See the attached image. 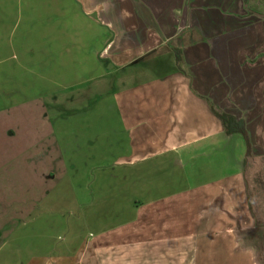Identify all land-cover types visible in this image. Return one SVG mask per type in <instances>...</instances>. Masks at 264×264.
<instances>
[{
	"label": "crops",
	"instance_id": "crops-1",
	"mask_svg": "<svg viewBox=\"0 0 264 264\" xmlns=\"http://www.w3.org/2000/svg\"><path fill=\"white\" fill-rule=\"evenodd\" d=\"M22 2L0 16V168L23 217L0 264H264L246 141L264 153V0Z\"/></svg>",
	"mask_w": 264,
	"mask_h": 264
},
{
	"label": "rangeland",
	"instance_id": "rangeland-1",
	"mask_svg": "<svg viewBox=\"0 0 264 264\" xmlns=\"http://www.w3.org/2000/svg\"><path fill=\"white\" fill-rule=\"evenodd\" d=\"M9 1L13 2V6L16 7L15 4H18L19 0H0V16H2V12H3L2 10L4 9V5L5 4L8 5ZM21 1H23L22 2L23 9H29L30 12H32L31 10L35 12H40L39 14L44 16L45 19L47 17L51 18L54 14L62 12L63 10L62 4H65L64 0H21ZM16 16H18V12H16ZM44 28H45V23H44ZM59 29L61 30V26ZM7 56L9 57L10 54ZM17 57L18 56H16V60ZM11 63H15V61H11L8 64ZM161 71H163V69H160L156 73ZM117 78L118 76L116 77L114 82L112 81L110 82V84H112L113 86H117L118 84H115V82L118 80ZM132 81H134V78L132 77L127 79V82H132ZM109 105L110 104H107L108 108H110ZM107 110H108V114L112 113L110 109ZM111 122H112V127L118 126L117 123H116L117 126L115 125L113 119L111 120ZM108 129L110 130V126H108ZM78 143L83 144L81 136L79 137ZM249 166H250V170H249L250 181L252 182L253 191L257 194V196L260 197V201L258 200L259 201L258 207L261 210V217L264 218V153L262 154L257 153L255 157L251 158L249 161ZM80 170L82 171V168H80ZM17 172L18 171L16 167L0 168V228H1L0 235H2V233L3 235L9 234L12 232V230L14 231L16 227L19 226V224L22 222L23 219L21 215H16V213L19 210V205L21 201V190H22V186L21 184H19V177ZM3 177H6L7 179ZM77 217H81V216H77ZM60 236L62 237L61 240H64L66 239L65 237H67L66 233L62 231L59 232L58 237ZM1 242H2V238H0V243Z\"/></svg>",
	"mask_w": 264,
	"mask_h": 264
},
{
	"label": "trees",
	"instance_id": "trees-1",
	"mask_svg": "<svg viewBox=\"0 0 264 264\" xmlns=\"http://www.w3.org/2000/svg\"><path fill=\"white\" fill-rule=\"evenodd\" d=\"M248 0H246V3H247ZM250 13L251 14H255V15H258L259 17L263 18L264 19V14H261V13H257V12H254L252 10H250ZM220 120L222 121L225 129H226V133L228 135H234V134H240V135H243V136H247V129H246V126H245V123L242 121V120H238L236 117L232 116V115H229V114H218ZM247 140V147H248V152H247V163L249 165V161L251 158L255 157L254 156V149H253V146H252V143L248 138H246Z\"/></svg>",
	"mask_w": 264,
	"mask_h": 264
}]
</instances>
